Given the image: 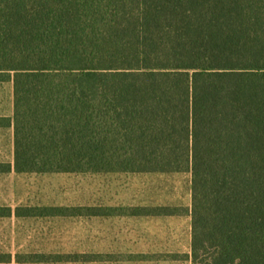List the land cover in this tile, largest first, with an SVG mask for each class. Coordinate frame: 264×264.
I'll list each match as a JSON object with an SVG mask.
<instances>
[{
  "label": "trees",
  "instance_id": "16d2710c",
  "mask_svg": "<svg viewBox=\"0 0 264 264\" xmlns=\"http://www.w3.org/2000/svg\"><path fill=\"white\" fill-rule=\"evenodd\" d=\"M0 81V171L190 172L191 208L152 213L191 216L174 259L264 264V0H0Z\"/></svg>",
  "mask_w": 264,
  "mask_h": 264
},
{
  "label": "rangeland",
  "instance_id": "374dc122",
  "mask_svg": "<svg viewBox=\"0 0 264 264\" xmlns=\"http://www.w3.org/2000/svg\"><path fill=\"white\" fill-rule=\"evenodd\" d=\"M13 114V83L0 81V163L12 165L14 130L8 120ZM191 202L190 172L40 173L12 167L0 171V264H89L54 259L109 247L124 254L115 257L120 262L106 264H190L174 259L190 253L189 216L105 219L62 213L105 204L185 209Z\"/></svg>",
  "mask_w": 264,
  "mask_h": 264
},
{
  "label": "crops",
  "instance_id": "0c3cea01",
  "mask_svg": "<svg viewBox=\"0 0 264 264\" xmlns=\"http://www.w3.org/2000/svg\"><path fill=\"white\" fill-rule=\"evenodd\" d=\"M9 118H11L9 116ZM9 121V125L11 127H13L14 130V123H13V117L11 119L8 120ZM13 136H14V132H13ZM13 146H14V140H13ZM106 173H110V172H106ZM192 204V202H191ZM155 207H168V205L163 206V205H155V206H149V205H122V204H115V205H100L99 207L97 206H80L77 208H88V209H94L97 208V212H83L85 214H80V215H67L70 217H98V218H105V219H113V218H150V217H171V216H189L191 217L187 212L185 214H152L154 213L153 209ZM172 207V206H170ZM190 207H186L185 209H190ZM136 209H141L142 213L138 214L136 211ZM92 213V214H91ZM191 231H192V223H191ZM109 235H111L112 233L109 232H105ZM116 238H113V241H115ZM191 247V246H190ZM74 254H78V255H91V254H98L100 256L105 257V260H100V261H79V262H69V263H116V262H120V260H118L115 257H118L119 255H123L124 253H122L121 251L118 250H114L113 248L109 247L108 250L106 251H97V252H88V251H83V252H71V253H66V255H74Z\"/></svg>",
  "mask_w": 264,
  "mask_h": 264
}]
</instances>
